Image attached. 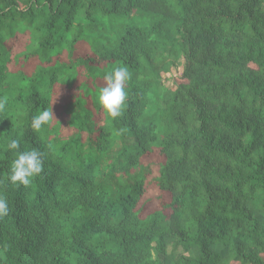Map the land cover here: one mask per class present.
<instances>
[{
    "label": "trees",
    "instance_id": "obj_1",
    "mask_svg": "<svg viewBox=\"0 0 264 264\" xmlns=\"http://www.w3.org/2000/svg\"><path fill=\"white\" fill-rule=\"evenodd\" d=\"M0 101V264H264V0H0Z\"/></svg>",
    "mask_w": 264,
    "mask_h": 264
},
{
    "label": "clouds",
    "instance_id": "obj_2",
    "mask_svg": "<svg viewBox=\"0 0 264 264\" xmlns=\"http://www.w3.org/2000/svg\"><path fill=\"white\" fill-rule=\"evenodd\" d=\"M104 86L99 93V103L102 109L112 119L123 114V109L128 100L126 85L131 79V73L127 66H117L104 76ZM4 109V102L0 101V111ZM54 120L52 109H44L38 115H34L31 128L40 131L42 127L48 126ZM8 149L17 150L18 154L11 163L9 183L16 186H28L32 179L39 176L44 170L43 154L33 148L30 151H18L20 140L10 139ZM9 205L5 198L0 197V218L7 216Z\"/></svg>",
    "mask_w": 264,
    "mask_h": 264
},
{
    "label": "rangeland",
    "instance_id": "obj_3",
    "mask_svg": "<svg viewBox=\"0 0 264 264\" xmlns=\"http://www.w3.org/2000/svg\"><path fill=\"white\" fill-rule=\"evenodd\" d=\"M178 74V72H176V75ZM156 153H150L146 156L143 157L142 162L143 163H147V164H151L150 168L152 173H155L157 171L158 165H157V161L161 160L160 156H156ZM146 197V196H145Z\"/></svg>",
    "mask_w": 264,
    "mask_h": 264
}]
</instances>
